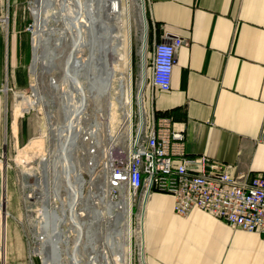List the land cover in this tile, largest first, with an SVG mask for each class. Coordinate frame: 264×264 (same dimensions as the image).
Listing matches in <instances>:
<instances>
[{
    "label": "crops",
    "instance_id": "crops-1",
    "mask_svg": "<svg viewBox=\"0 0 264 264\" xmlns=\"http://www.w3.org/2000/svg\"><path fill=\"white\" fill-rule=\"evenodd\" d=\"M17 2L0 0V17L9 18L12 11L11 24H0V152L8 143L13 149L27 145L29 136L22 119L7 116L2 92L5 80L20 93L29 82V55L15 21ZM144 2L149 43L153 36L184 41L169 91L148 89L151 111H174L169 118L175 130H183L187 157L209 159L214 171L232 167L239 175L264 177V0ZM6 181L0 264H23L27 245L17 230L22 207L12 170ZM171 209L169 196L148 197L145 264H264L261 236L232 230L197 210L180 218Z\"/></svg>",
    "mask_w": 264,
    "mask_h": 264
},
{
    "label": "bare ground",
    "instance_id": "bare-ground-1",
    "mask_svg": "<svg viewBox=\"0 0 264 264\" xmlns=\"http://www.w3.org/2000/svg\"><path fill=\"white\" fill-rule=\"evenodd\" d=\"M64 1L35 0L31 7L35 31L32 39L30 74L35 83L40 75L39 70L46 69L53 60L52 51L49 50L44 54V51L48 50V44L42 38L49 31L47 25L50 21L62 23L63 30L60 35L63 39L67 38L70 44L61 65L60 85L55 81L49 83L51 90L60 91L62 94L60 97L63 100V122L58 128L52 129V139L56 144L51 156H42L37 162L41 178L36 181L35 187H41L44 191H42L40 201L42 203L41 218L43 219L39 225L40 234L37 238L40 247L34 251V255L41 258L42 264H83L76 251L82 247L87 250V261L84 264H131L132 238L135 237L139 263L145 264L144 212L148 201L147 194L144 193L141 198L133 230L132 196L126 194L118 202L112 201L106 181L104 185L107 191H100L104 194L97 196L88 192L86 196H83L82 189L85 181L80 171L68 159L71 148L75 140L79 139L82 131L88 130L90 134L92 132L100 134L102 131L105 142L112 145L129 131L132 95L131 91L127 90L126 101L121 104V94L125 92L121 93L124 87L122 85L114 89L119 92V100H112L108 97L110 101L107 100L106 106L115 110L120 108L119 135H116L112 128L115 117L107 119L103 126L93 120L84 129L82 123L87 117V100L97 103L99 95L109 96L113 90L115 66L123 59H125L127 69L125 82H127V88L130 86V0H124V10L118 0ZM132 1L140 27L138 50L140 80L136 100L138 106H141L142 91L147 78V24L142 16L141 0ZM55 3H59V13L48 16L47 13L55 11ZM123 15L125 35L123 34ZM124 43L126 51L123 58L120 51L122 47L124 48ZM30 89L31 98L21 95L16 99L17 103L22 106L21 111L25 113L34 108L39 101L41 102L36 84ZM25 163H29V160ZM86 172L91 179H95L88 169ZM61 192L64 197H61ZM97 203L104 204L106 208L104 214L103 211L99 212L94 209ZM81 217L85 220H81ZM101 219L108 221L109 225L104 237V251L99 250L96 238L97 225ZM67 224L69 227L64 229L63 227ZM72 234L74 236L70 244L69 237Z\"/></svg>",
    "mask_w": 264,
    "mask_h": 264
},
{
    "label": "built area",
    "instance_id": "built-area-1",
    "mask_svg": "<svg viewBox=\"0 0 264 264\" xmlns=\"http://www.w3.org/2000/svg\"><path fill=\"white\" fill-rule=\"evenodd\" d=\"M0 23L3 27L7 26L8 18L1 17ZM149 44V67L146 66L142 104L138 106L136 100L135 119L133 121L132 111L128 133L112 145L107 142L102 144L98 132L90 134L88 130L82 131L79 139L80 144L84 145L80 152L83 166L94 177L101 175L104 178L114 202L130 194L132 212L134 204L138 206L135 215L144 193L148 197L155 193L162 194L172 199V214L177 217L185 218L197 210L232 230L264 238V177L239 175L232 167L214 171L215 163L209 159L187 157L183 130H175L170 118H156L153 111L148 112L146 90L169 91L176 54L184 41L167 37L157 40L153 36ZM152 96L150 94V101ZM75 143L76 140L73 147ZM6 149L5 144L0 152L1 263L4 261L3 232L7 217L6 178L8 169H11L7 163ZM41 196L38 197L39 206L36 209L39 225L42 221ZM26 199H32L31 193ZM30 206L31 203L26 202L24 210L31 209Z\"/></svg>",
    "mask_w": 264,
    "mask_h": 264
},
{
    "label": "rangeland",
    "instance_id": "rangeland-1",
    "mask_svg": "<svg viewBox=\"0 0 264 264\" xmlns=\"http://www.w3.org/2000/svg\"><path fill=\"white\" fill-rule=\"evenodd\" d=\"M35 0H18L16 3V8L14 10L15 13V21L16 25L20 26L21 31V43L24 44V47L28 51V63H27V72H28V86L22 93L14 91L13 88L8 86L6 80L4 82V87L2 92L6 95V110H7V116L10 117H16L17 119H22L23 125L27 127L28 131V144L16 146L14 149L12 147V144H7L6 149V159L7 163L10 166L12 172L14 173L16 177L17 187L20 191V199H21V221L20 224L17 227L18 232L23 236L25 243L27 245V254L24 260L22 261L23 264H42L41 258L37 255H34V251L38 250L40 247V242L38 241V236L40 234V227L37 222L36 216L38 213L36 212L39 206V199L42 195V188L35 187V183L37 180H39L40 174L38 170V161L40 157L47 156L50 157L51 153L54 150V145L56 142L54 139H52L53 130L55 128H58L61 126L63 122V100H62V94L60 91H53L49 87V83L51 81H55L58 85L61 83L62 79V72H61V65L63 63L64 57L66 56L70 44L67 38L63 39L60 35L61 31L63 30V26L61 22L56 21H50L47 25L49 28V31L46 32L43 35V40L45 39L48 44V50L44 51V54L47 52L52 51L53 60L52 63L46 67V69H40L39 70V76L37 83L34 82V80L31 77L30 74V68L32 64V39H33V33L35 31L34 26V18L33 14L31 13V7L32 4H34ZM66 1V0H65ZM64 1V2H65ZM121 4L122 10H124V0H118ZM132 3V4H131ZM55 11H52L50 13H47L48 16L50 15H56L59 13V3H55ZM58 4V5H57ZM130 6V32H131V80H130V86L127 88V82L126 81V64L125 59L120 60L119 64L115 66V77L113 81V90L111 93H109V96H101L99 95L98 102L95 103L92 100H87L86 105V120L82 123V128L87 126V124L91 123L93 120H95L97 123L99 122L100 125H104V123L107 121V119L111 117H115V119L112 122V128L113 132L116 135L120 134V108H117L116 110L114 108L110 109L107 108V104L110 101L109 98L119 100V92L114 90L115 88L118 89L119 85H122L123 89L121 90V93L124 91V95H122V98L120 99L121 104L126 101L127 96V90L131 91L132 95V111H133V121L135 119V112H136V96H137V90H138V84H139V64L140 59L138 55V50L140 46L139 42V36H140V27L137 20V14L136 10L134 8V3L132 0H130L129 3ZM57 10V11H56ZM9 20L8 24H11L12 17H11V9H9ZM3 17V18H4ZM1 18V17H0ZM123 19V34H126V28L124 25V15L122 17ZM147 22V21H146ZM1 24V23H0ZM2 26V25H1ZM6 27V26H4ZM96 31V30H95ZM96 33V32H95ZM149 33L147 31V46H146V55H147V68L149 67V60H148V52H149ZM126 51V45L124 43V48L122 47L120 54L124 58V53ZM37 87V91L39 93V96L41 98V102L34 106L31 110H29L27 113L22 112V106L21 104H18L16 99L17 96H25L31 98V89L30 87L35 85ZM126 84V86H125ZM130 88V89H129ZM109 97V98H108ZM108 98V99H107ZM33 99V98H32ZM106 99V100H105ZM108 100V102H107ZM111 100V101H112ZM115 100V102H116ZM146 105L148 108V112L151 111V101H150V92L146 90ZM99 108V109H98ZM124 108H122L123 110ZM115 113V114H114ZM108 116V117H107ZM119 124V125H118ZM14 125V134L16 133ZM117 126V127H116ZM105 128V127H104ZM85 129V128H84ZM99 134V132H98ZM100 137L102 138V144H104L105 140L103 137V132L100 131ZM84 145L82 143L80 144V139L76 140L75 146L71 148V153L69 154L70 157L68 159L73 163L75 168H77L81 176L83 177L85 181V185L82 189L83 196H86L89 193H93L97 196H100L101 193L104 194V192L100 191H107L104 185V178L100 175L95 177V179H91L89 175L87 174L85 167L83 166V159L80 154L82 152V149ZM73 149V150H72ZM81 150V151H80ZM78 156V157H77ZM27 160H29V163H25ZM31 160V161H30ZM38 170V171H37ZM26 173V174H25ZM49 180V179H48ZM91 182V183H90ZM90 183V185H89ZM24 186V187H23ZM34 187V188H33ZM31 189V190H30ZM36 189V190H35ZM35 190V191H34ZM32 191V192H30ZM28 193H31L32 199L28 200L26 199V196ZM61 197H64L63 192L60 193ZM42 197V196H41ZM111 197V196H110ZM41 201V200H40ZM114 201V200H112ZM26 202H30L32 206L31 209L25 208ZM57 205V204H56ZM29 207V205L27 206ZM94 209L102 212L104 214V210L106 209L104 204L97 203L94 205ZM137 203L134 204L133 212H132V227L133 230L136 225V215L137 212ZM81 209V208H80ZM81 211V210H79ZM103 217H105L103 215ZM43 219V218H42ZM81 220H85L84 217H81ZM7 226V222H6ZM108 221L105 219L98 223L97 225V246L99 247L100 251L103 250V243H104V237L106 233L108 232ZM66 227H69V224L65 225L63 228L66 229ZM121 229V228H120ZM7 236V232H6ZM73 234L69 237L70 244L73 240ZM132 250H131V264H140L139 263V252L136 244L135 237L132 238ZM78 252V256L81 260V263H85L87 261V250L83 249L82 247L78 248L76 250ZM86 259V260H85Z\"/></svg>",
    "mask_w": 264,
    "mask_h": 264
},
{
    "label": "trees",
    "instance_id": "trees-1",
    "mask_svg": "<svg viewBox=\"0 0 264 264\" xmlns=\"http://www.w3.org/2000/svg\"><path fill=\"white\" fill-rule=\"evenodd\" d=\"M174 111H167V112H156L154 111V116L157 117H171Z\"/></svg>",
    "mask_w": 264,
    "mask_h": 264
},
{
    "label": "water",
    "instance_id": "water-1",
    "mask_svg": "<svg viewBox=\"0 0 264 264\" xmlns=\"http://www.w3.org/2000/svg\"><path fill=\"white\" fill-rule=\"evenodd\" d=\"M141 6H142V16H143V19L146 21V16H145V2H144V0H141Z\"/></svg>",
    "mask_w": 264,
    "mask_h": 264
}]
</instances>
